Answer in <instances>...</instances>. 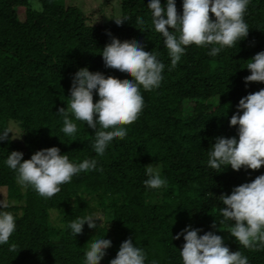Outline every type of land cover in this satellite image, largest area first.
I'll return each mask as SVG.
<instances>
[{
	"label": "trees",
	"instance_id": "obj_1",
	"mask_svg": "<svg viewBox=\"0 0 264 264\" xmlns=\"http://www.w3.org/2000/svg\"><path fill=\"white\" fill-rule=\"evenodd\" d=\"M160 3L165 6L166 0ZM182 3L175 0L178 14ZM148 4L149 0H119V11L128 21L90 26L77 7L64 5L63 0H39L42 11L27 0H0V134L12 122L20 136L14 141L9 133L0 141V188L21 202L4 210L14 216L16 227L8 243L0 244V264H85L91 242L87 223L77 235L68 225L89 216L92 207L111 216L108 228L96 235L111 241L104 264H110L126 239L144 252L145 264H182L184 236L173 237L186 227L200 229L198 235H203L208 228L233 226L234 221L221 215L225 206L219 196L264 175V166L256 171L221 166L219 173L208 166L217 137L238 139V126H230L229 120L237 113L239 100L264 89V83L244 80L251 74L246 68L250 59L264 51V0H249L244 14L249 32L236 46L222 48L216 56L209 52L218 45L187 46L171 70ZM16 7L24 8L22 21L16 17ZM137 17L145 23L137 24ZM113 38L137 41L143 50L158 53L165 67L158 88L140 89L144 106L139 118L126 126V137L111 141L101 156L93 148L95 131L70 113L77 132L72 136L62 132L64 117L58 109L67 110L72 79L81 68L105 78L131 79L104 66L100 54ZM93 99H99L95 91ZM184 103L189 104L188 112ZM51 147L59 148L74 164L95 160L96 168L74 175L59 193L45 199L33 188L19 185L16 172L5 161L13 151L23 154V162ZM148 164H158L167 181L159 188V204L144 201L158 190L144 184ZM50 211L57 215L56 226L50 224ZM13 244L16 251L9 250ZM224 245L240 251L248 264H264V247Z\"/></svg>",
	"mask_w": 264,
	"mask_h": 264
},
{
	"label": "clouds",
	"instance_id": "obj_2",
	"mask_svg": "<svg viewBox=\"0 0 264 264\" xmlns=\"http://www.w3.org/2000/svg\"><path fill=\"white\" fill-rule=\"evenodd\" d=\"M248 4L249 0H183L182 14H178L175 0H166L165 6L160 0H149L151 22L163 37L171 59L170 70L180 61L187 46L218 45L209 52V55L216 56L222 48L236 46L246 38L249 27L244 14ZM35 7L43 10L40 5ZM128 19L118 11L113 20L122 25ZM136 23L143 25L145 21L137 17ZM100 55L106 68L125 73L131 79L105 78L100 72L81 68L73 76L67 110L62 107L58 112L64 117L62 132L68 136L77 132V125L69 119V113L93 129V148L102 156L111 141L126 137V126L139 118L144 106L140 89L152 91L158 88L165 65L157 59L158 53L143 50L135 40L121 42L113 38ZM246 68L251 73L244 78L246 84L264 83V51L255 54ZM94 91L99 96L95 102ZM229 125L238 126V139L217 137L209 153L208 166L218 170L217 173L221 172V166H231L234 171L241 168L259 170L264 166V89L239 100L237 113L231 116ZM9 133L10 130H6L0 134V141L8 139ZM22 156V153L13 151L5 163L16 172L19 185L33 188L45 199L59 193L60 186L70 183L74 175L96 168L95 160H84L79 164L70 162L57 147L39 150L23 162ZM145 173L148 177L144 181L146 187L159 189L166 186L167 181L151 164L146 166ZM219 197L225 206L221 209L224 220L235 222L228 233L246 249L264 247V175L235 187L230 195ZM6 207L7 204H0V208ZM96 220L93 216H86L73 220L68 227L74 235L82 234L84 224L95 229ZM15 227L14 216L10 212H0V244L8 243ZM213 227L217 226L213 224ZM198 232L200 229L186 227L173 237L184 236L185 243L180 250L182 264H248V258L240 251H230L221 236L211 231L203 235ZM109 247L110 240L96 239L85 253V264H100L106 255L105 249ZM9 250L16 251V245H11ZM110 264H145V254L134 246L131 239H126Z\"/></svg>",
	"mask_w": 264,
	"mask_h": 264
},
{
	"label": "rangeland",
	"instance_id": "obj_3",
	"mask_svg": "<svg viewBox=\"0 0 264 264\" xmlns=\"http://www.w3.org/2000/svg\"><path fill=\"white\" fill-rule=\"evenodd\" d=\"M29 5L36 9L35 5H39V0H27ZM63 4L67 6H75L77 7L82 14L86 16L85 24L90 26H103V25H111L115 21L113 20L116 16V13L119 11V0H63ZM120 12V11H119ZM16 17L19 21H22L24 18V8L16 7L15 8ZM184 112H188L189 104L184 103L183 105ZM11 138L14 141H18L20 139L19 130L15 126L14 123L10 122L8 124ZM150 165V164H148ZM146 165V166H148ZM154 168H157L160 171L158 164H151ZM20 191L22 189L20 188ZM160 190L158 189L156 192L147 194L145 196V203L148 205L151 204H159L160 203ZM92 204V202H90ZM0 204H7V207L11 206H20L21 202L10 199L6 196L5 189L3 187L0 188ZM93 206V205H92ZM5 208H0V212H3ZM55 216V219L53 218ZM89 216H93L98 219L95 221L97 227L95 229H89L91 234V242H94L96 239V235L99 229L106 230L110 221V213L107 210H102L96 207H92ZM49 221L50 224L56 226L58 224L57 215L54 211L49 212ZM220 230V231H219ZM230 228H208L207 232L211 231L216 235H219L223 238V242H237L234 237H232L228 232ZM90 247V245H89ZM88 247V250H89ZM87 250V251H88ZM100 264H104V261L101 260Z\"/></svg>",
	"mask_w": 264,
	"mask_h": 264
}]
</instances>
